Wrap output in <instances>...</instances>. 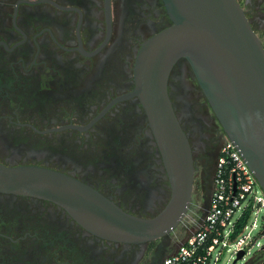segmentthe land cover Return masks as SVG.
Listing matches in <instances>:
<instances>
[{"label":"flooded vegetation","instance_id":"af4514ba","mask_svg":"<svg viewBox=\"0 0 264 264\" xmlns=\"http://www.w3.org/2000/svg\"><path fill=\"white\" fill-rule=\"evenodd\" d=\"M235 2L264 50V0ZM170 25L162 0H0V165L51 170L126 214L158 215L170 186L132 74L142 44ZM166 92L193 164L177 226L113 242L52 202L0 192V264H162L200 226L225 136L185 60Z\"/></svg>","mask_w":264,"mask_h":264},{"label":"water","instance_id":"95a60500","mask_svg":"<svg viewBox=\"0 0 264 264\" xmlns=\"http://www.w3.org/2000/svg\"><path fill=\"white\" fill-rule=\"evenodd\" d=\"M162 1L171 25L142 44L132 77L133 95L169 182L165 208L150 219L131 216L72 178L29 166L0 165V192L52 202L83 230L108 241L141 244L172 231L186 212L193 180L190 148L166 92L172 65L183 59L264 196V50L259 39L235 0ZM242 257L238 252L232 264Z\"/></svg>","mask_w":264,"mask_h":264},{"label":"built area","instance_id":"2783aa9c","mask_svg":"<svg viewBox=\"0 0 264 264\" xmlns=\"http://www.w3.org/2000/svg\"><path fill=\"white\" fill-rule=\"evenodd\" d=\"M257 188L238 151L225 138L216 159L213 190L204 219L162 264H218L221 256L229 252L234 259L238 252L244 257L254 243L246 229H256L254 223L248 225V220L254 211L264 210V196ZM245 212V223L238 229V221ZM263 221L264 214L260 219L262 232ZM263 248L264 245L258 252Z\"/></svg>","mask_w":264,"mask_h":264},{"label":"rangeland","instance_id":"374dc122","mask_svg":"<svg viewBox=\"0 0 264 264\" xmlns=\"http://www.w3.org/2000/svg\"><path fill=\"white\" fill-rule=\"evenodd\" d=\"M258 189V192H260V189ZM264 210L260 211H254V215L250 216L248 220V225L254 223L256 226V229L249 232V229H246V232L250 233L252 238H254V243L249 247V251L246 253V255L241 259L238 260L235 264H264V250L258 252L259 248L264 245V232L261 231L260 226V219L263 217ZM204 219V218H203ZM195 230H197L195 227L189 231L186 236L193 233ZM184 238H181L179 240L178 244L183 240ZM258 255H261V258H259L257 261L254 262V259ZM234 256L231 252L225 253L221 256L218 264H232L234 261Z\"/></svg>","mask_w":264,"mask_h":264},{"label":"trees","instance_id":"16d2710c","mask_svg":"<svg viewBox=\"0 0 264 264\" xmlns=\"http://www.w3.org/2000/svg\"><path fill=\"white\" fill-rule=\"evenodd\" d=\"M247 213L248 212H245L242 215V217L240 218V220L238 221V229H239V227H241L245 223V220H246V217H247ZM263 250H264V248H263Z\"/></svg>","mask_w":264,"mask_h":264}]
</instances>
